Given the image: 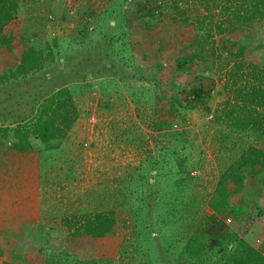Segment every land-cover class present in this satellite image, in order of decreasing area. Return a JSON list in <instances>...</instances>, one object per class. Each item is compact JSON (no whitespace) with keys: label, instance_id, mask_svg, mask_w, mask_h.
<instances>
[{"label":"rangeland","instance_id":"rangeland-1","mask_svg":"<svg viewBox=\"0 0 264 264\" xmlns=\"http://www.w3.org/2000/svg\"><path fill=\"white\" fill-rule=\"evenodd\" d=\"M156 2H160L161 12L145 21L140 13ZM204 3L205 0L20 2L16 19L7 27L16 30L11 41L13 50L0 46V68L13 65L14 55L33 40L42 45L60 38L57 46L59 52H68L69 75L77 71L72 72L73 68H83L81 73L89 79L66 78L54 68L46 81L32 82L24 80L25 76L19 78L23 81L18 85L13 78L0 84V126H10L11 117L32 102L38 89L45 90L57 81L73 89L71 97L78 112L63 138L51 141L48 148L30 136L32 153L37 158L33 188H37L36 210H31L36 218L20 219L0 235L4 257L28 264H44L46 256L56 264H209L222 261L229 253L226 247L235 246L238 240L264 257V229L253 224L256 210L264 207V184L242 167L241 181L246 187L241 188L238 197L227 195L226 204L214 211L208 205L225 167L247 145L264 146V135L215 118L225 98L223 74L215 69L222 63L224 67L226 58L218 56L219 48L204 53L210 57L204 62L198 57L197 70L175 68L179 46L189 47L193 55L197 40H207L208 45L217 36L218 13L205 9ZM95 21L103 23L100 29H94ZM242 29L237 35L246 31L248 36L241 40L248 38L252 44H264V20H254ZM85 30L91 31L95 44L89 49L74 50L75 41L87 42ZM205 32H211V36H205ZM73 34L77 39L71 37ZM109 37L112 41L107 44ZM117 43L130 47L123 53L129 52V59L115 53ZM104 51L110 52L113 75L99 74ZM83 55L89 57L85 68L79 66ZM58 57L54 66L60 61ZM243 57L261 64L264 45L248 49ZM196 75L201 76L210 93L200 106H179L177 115H171L165 107L173 93L171 85L180 88ZM171 79L173 84L169 83ZM156 106L163 109L162 114L154 112ZM166 114L175 123L166 130L154 129V118ZM4 144L0 139V146L6 147ZM224 187H233L229 178ZM140 195L142 202L136 200ZM19 207L23 208L21 204ZM99 208L113 209L116 227L112 233L73 238L76 244L70 250L67 246L72 240L65 218L72 220V215ZM256 227L260 229L258 233ZM204 228L210 236L200 235ZM192 232L197 233L199 243H204L199 261L178 254Z\"/></svg>","mask_w":264,"mask_h":264},{"label":"trees","instance_id":"trees-1","mask_svg":"<svg viewBox=\"0 0 264 264\" xmlns=\"http://www.w3.org/2000/svg\"><path fill=\"white\" fill-rule=\"evenodd\" d=\"M22 1L0 0V46L6 50H13L11 41L16 34V30L13 27H10V29L7 27L16 19L18 6ZM210 2L212 5L207 6L210 5ZM142 3L139 2L138 4L142 5ZM159 3L156 2L145 6L147 8L146 12L140 13L145 21L155 18L157 13L161 12L158 10L160 8ZM204 4L205 9L218 13L217 18L219 20L216 22L217 36L211 39L208 45H206V37L203 38L204 42L197 40L195 42L197 49L193 55L189 47L179 46L176 52L177 55L175 56V68L184 70L190 67L189 69L197 70L199 65L197 58L201 57V61L204 62L206 58H210L209 55L207 56L204 53H212L216 48H219L217 51L218 56L226 55L224 56L226 58L224 67H222V63L217 65L215 69L218 74H223L222 87L225 90V98L217 108L218 115H215V118L221 119L235 128L250 129L258 135L263 136L264 61L261 64H256L246 61L243 56L248 49L257 48L264 44H252L248 38H246V41H243L240 38L248 36V32H241L238 35L237 32L238 30H243L242 28L247 27L254 20H264V0H205ZM111 10L109 8V12H112ZM104 16L107 18L108 15L104 14ZM119 17L122 20L124 19L122 14ZM102 24L99 21H95L94 29H100ZM115 29L118 30L117 27ZM224 31H228L229 33L224 34ZM89 32L91 31L85 30L84 32L88 39L86 43H83L82 40L80 43L74 42V50L81 47L89 49L90 46L95 44V41H91L92 37ZM74 35L71 37L73 38ZM205 36L210 37L211 32H205ZM57 39L60 38H56L55 41H45V44L42 45H36L35 40H33L28 46L23 47L14 55L16 62L13 65L0 68V84L13 78L16 80L14 83L18 85L23 81L19 80V78L23 79L25 76L24 80L32 79V82L39 80L46 81L54 68L56 72L67 75L66 78L75 80L84 79L87 81L89 78L81 73L83 68H80L81 70L73 68L72 72L74 70L77 71L74 75H69L66 67L69 57L68 52L67 50L59 52ZM111 41L112 38H107V44ZM115 47L118 48L115 50V53L119 57L130 58L129 52L123 54L125 49L127 51L130 49L129 46L124 48L123 44H118ZM102 53L104 61L100 60L99 62L102 68L101 70L98 69L99 74L109 73L113 75V64L109 61L110 52L104 51ZM179 56L181 57L180 59H178ZM57 57L60 61L58 65L54 66L53 62L56 61ZM88 58L83 55V58L79 59V66L84 67V63ZM76 61L75 63H77ZM96 67L97 65L94 66V68ZM211 69L210 67V71ZM173 80L171 79L169 83L173 84ZM170 89H172L173 93L170 94V98L165 102V107L169 109L168 112L171 115H177L175 111H178L176 107L179 106L183 108L200 106L208 96V93H210L209 87L202 81L200 75L194 76L193 79L180 88L174 89L173 85H171ZM72 93L73 89L63 81L51 83V86L45 90L38 89L37 93L32 97V102L28 103L26 108L20 109L18 113L11 117L13 121L10 126H0V139L4 141L6 148L18 152H31L33 145L30 136L36 137L46 148L50 146L51 141L56 140L57 142V140L63 138L78 114L71 97ZM14 105L18 106V102H14ZM165 107L163 108L165 109ZM159 108L161 107L156 106L153 110L156 113L162 114L163 109L160 110ZM170 114H166L161 118H154L153 128L166 130L171 127L175 122L169 118ZM242 167H245L246 172L252 175L259 183L264 184V146L247 145L243 152L241 151L236 159L225 167L215 187L214 196L208 200V205L213 211L221 209L226 204L227 195H236L238 197V194L242 191L241 188L246 187V184L243 185V181H241L243 174H241L240 168ZM141 177L139 176V178ZM227 178L233 183V187L229 190L224 187ZM142 199L143 196L140 195L136 200L142 202ZM213 211L212 214L214 213ZM212 214H208L209 218L213 217ZM71 217H73L72 220L65 218L68 237L72 240L69 246H67L70 250H73L71 247L76 244L75 239L83 236H105L112 233L116 227L112 208H99L91 212H82L77 216L72 215ZM253 224L264 229V207L256 210ZM256 229L258 233L260 231L259 227H256ZM194 233L192 232L187 235L178 254L179 256H185V259L190 260L195 257L199 261V255L203 252L204 243H199L200 239L197 238V233ZM200 235L210 236L209 230L204 228L200 231ZM73 238H75L74 241ZM210 244L212 243L210 242ZM39 249L43 250V248ZM227 249H229V253L222 261H214V263L210 262L209 264H264V257L255 248L242 240H238L235 246H230V248L227 246ZM63 253L65 254L66 252ZM0 256H2L0 264H28L14 261L11 257H4L3 246L1 244ZM51 258V256H46L44 264L57 263Z\"/></svg>","mask_w":264,"mask_h":264},{"label":"crops","instance_id":"crops-1","mask_svg":"<svg viewBox=\"0 0 264 264\" xmlns=\"http://www.w3.org/2000/svg\"><path fill=\"white\" fill-rule=\"evenodd\" d=\"M36 159L32 151L18 152L0 146V235L20 219L36 218L31 211L36 210Z\"/></svg>","mask_w":264,"mask_h":264}]
</instances>
